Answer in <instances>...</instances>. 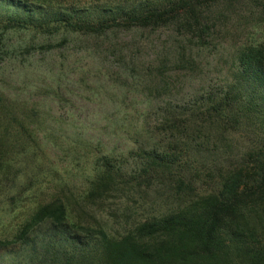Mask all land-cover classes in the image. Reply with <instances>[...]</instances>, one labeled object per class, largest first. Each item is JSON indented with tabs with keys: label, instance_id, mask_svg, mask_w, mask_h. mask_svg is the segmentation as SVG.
I'll return each mask as SVG.
<instances>
[{
	"label": "trees",
	"instance_id": "1",
	"mask_svg": "<svg viewBox=\"0 0 264 264\" xmlns=\"http://www.w3.org/2000/svg\"><path fill=\"white\" fill-rule=\"evenodd\" d=\"M81 1L57 7L26 0H0V27L32 28L48 33L62 29L109 40L107 54L120 56L124 43L116 36L137 28L171 27L176 33L196 34L204 44L202 37L212 28L205 16L209 6L226 7L238 0H164L160 4L150 0H93L88 4ZM256 1L264 4V0ZM193 62L182 51L172 70L188 69ZM154 70L158 78L147 88L148 96L161 90L166 92L174 83L162 65ZM231 77L220 96H206L211 103L208 107L221 121L241 96L248 110L256 105L255 98L260 100L261 108L264 106V39L236 51ZM1 93L0 167L9 170L16 163L19 165L20 156L32 160L31 166H37V153L54 155L67 148L71 156L84 158L82 163L89 171L85 197L105 199L122 185L149 186L158 178L161 184L171 187V194L186 200L177 209L145 220L134 231L113 237L101 226L80 223L68 209L66 197L54 195L45 202L30 205L12 230L0 236V264H98L91 256V242L97 237L102 255L100 264H264L263 147L249 154L248 168L224 173L217 191L195 196L192 180L184 174L190 157L177 153L179 135L188 136L185 133L188 124L197 117L195 109L182 114L177 112L179 106L161 107L155 122L158 135L163 134L168 145L159 148L157 143L138 144L139 157L133 164H127L134 150L130 133L148 127L143 116L145 106L130 111L135 124L129 131L127 127L132 122L124 123L125 110L114 109V114L121 117L107 120L105 129L109 128L110 133L107 134L104 128L96 130L98 119L88 123L75 119L65 125L48 122L46 117L40 121L45 112L37 103L23 99V109H16L11 103L17 98H6L5 102ZM110 114L107 106L95 110L99 117ZM17 119L18 126L14 125ZM16 129L17 134L12 132ZM88 130L96 133L90 134Z\"/></svg>",
	"mask_w": 264,
	"mask_h": 264
},
{
	"label": "rangeland",
	"instance_id": "2",
	"mask_svg": "<svg viewBox=\"0 0 264 264\" xmlns=\"http://www.w3.org/2000/svg\"><path fill=\"white\" fill-rule=\"evenodd\" d=\"M26 1L58 7L76 0ZM89 1L93 0L81 2ZM150 1L160 4L164 0ZM205 16L212 28L202 37L204 44L196 34L176 33L171 27L137 28L116 36L124 43L120 56L107 54L109 40H96L62 29L48 33L32 28L0 27L1 97L4 101L17 98L10 102L16 109H23L22 100L30 98L45 112L40 121L46 117L48 122L65 125L75 119L78 123L98 119L96 130L104 128L106 133L109 132V128L105 129L107 120L121 117L114 114V109L125 110L124 123L132 122L127 127L129 131L135 124L130 111L145 106L143 116L148 127L130 133L134 150L127 164H133L139 157L138 144L157 143L159 148L168 145L164 135L161 134L162 138L158 135L155 122L161 107L176 105L177 112L182 114L195 109L197 117L188 124L185 132L188 136L179 135L177 153L190 157L184 174L192 180L193 195H208L217 191L224 173L248 168L249 154L264 148V111H261L264 106L258 105V98L254 99L256 105L248 110L241 96L221 121L208 107L211 103L206 97L220 96L231 81L236 51L264 39V4L238 0L226 7L209 6ZM182 51L185 57L193 58V65L172 70ZM158 65L172 76L174 83L166 92L161 90L148 96L147 88L158 78L154 70ZM105 106L111 109L110 115H95V110ZM18 124L17 119L14 125ZM12 132L17 134V129ZM88 133L96 131L88 130ZM79 156H71L66 148L54 155L37 153V166H31L32 160L20 156L19 165L16 163L9 170L0 167V236L12 230V225L20 221L30 205L45 202L54 195L66 197L68 209L80 223L101 226L113 237L134 231L145 220L177 209L186 200L171 194V187L161 184L158 178L149 186L122 185L105 199L85 197L89 171L82 163L84 158L77 159ZM7 176L10 179L6 180ZM95 239L91 242V256L96 260L93 262L100 264L101 247L99 238ZM74 251L78 254L77 249Z\"/></svg>",
	"mask_w": 264,
	"mask_h": 264
}]
</instances>
